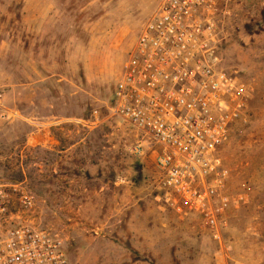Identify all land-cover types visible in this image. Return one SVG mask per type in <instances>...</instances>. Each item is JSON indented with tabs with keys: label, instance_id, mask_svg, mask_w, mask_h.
<instances>
[{
	"label": "rangeland",
	"instance_id": "1",
	"mask_svg": "<svg viewBox=\"0 0 264 264\" xmlns=\"http://www.w3.org/2000/svg\"><path fill=\"white\" fill-rule=\"evenodd\" d=\"M160 1L0 0V183L33 196L32 223L61 239L70 264H264V0L213 13L222 66L251 86L247 120L221 149L217 236L163 205L150 153L133 151L139 136L109 109Z\"/></svg>",
	"mask_w": 264,
	"mask_h": 264
},
{
	"label": "built area",
	"instance_id": "2",
	"mask_svg": "<svg viewBox=\"0 0 264 264\" xmlns=\"http://www.w3.org/2000/svg\"><path fill=\"white\" fill-rule=\"evenodd\" d=\"M221 1L161 0L123 61L109 107L139 136L133 151L150 153L158 199L201 215L215 236L227 201L221 149L247 120L251 89L221 64L213 18ZM8 112L0 80V119ZM33 205L20 182L0 183V264H70L61 239L32 223Z\"/></svg>",
	"mask_w": 264,
	"mask_h": 264
},
{
	"label": "crops",
	"instance_id": "3",
	"mask_svg": "<svg viewBox=\"0 0 264 264\" xmlns=\"http://www.w3.org/2000/svg\"><path fill=\"white\" fill-rule=\"evenodd\" d=\"M144 235L145 234V230L139 231V235Z\"/></svg>",
	"mask_w": 264,
	"mask_h": 264
}]
</instances>
